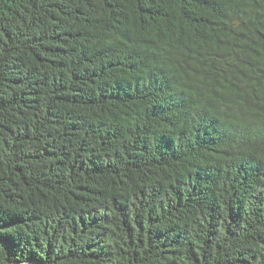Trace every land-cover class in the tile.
<instances>
[{
  "label": "trees",
  "instance_id": "16d2710c",
  "mask_svg": "<svg viewBox=\"0 0 264 264\" xmlns=\"http://www.w3.org/2000/svg\"><path fill=\"white\" fill-rule=\"evenodd\" d=\"M0 264H264V0H0Z\"/></svg>",
  "mask_w": 264,
  "mask_h": 264
}]
</instances>
